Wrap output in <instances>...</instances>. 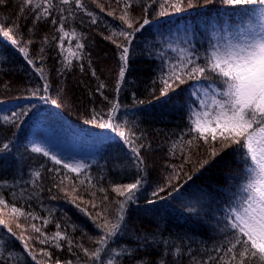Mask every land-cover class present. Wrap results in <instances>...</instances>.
I'll return each instance as SVG.
<instances>
[{
	"label": "trees",
	"instance_id": "1",
	"mask_svg": "<svg viewBox=\"0 0 264 264\" xmlns=\"http://www.w3.org/2000/svg\"><path fill=\"white\" fill-rule=\"evenodd\" d=\"M53 2L57 7L52 14L57 20L64 16L65 30L69 32L63 51L58 46L59 24H52L51 17L33 23L35 9L21 13L20 0L0 5V26L12 29L20 41L18 47L26 49L35 68H43L50 85L44 92L45 80L27 63L18 47L0 34V149L9 144L7 150H0V180L9 182L5 195L10 203L15 200L25 212L49 220L45 225L42 219H17L7 211L0 213V218L8 221L16 233L13 236L0 225V264H93L82 249L89 254L95 251L103 235L95 225L103 224L105 217L115 220L118 202L124 198L113 191V186L134 183L140 175L145 176L146 182L136 200L125 206L126 227L109 241L95 264L107 261L112 249L115 251L111 255L119 264H160L161 260L164 264H217L227 247L228 233L222 231L225 209L238 195L243 182L242 159L235 146L213 158L202 142L187 144L195 135H189V116L190 110L199 107L196 87L211 91V82L185 77V82L174 91L161 96L160 77L181 58L180 48L195 51L193 59L202 64L209 42L222 41L227 32L236 30V25L246 24L249 16L258 26L259 15L251 12L258 5H227L223 0L207 4L196 0L191 8L165 16L159 15V3L152 5L147 12L151 23L136 32L126 45L130 50L129 70L120 82L121 49L117 45L125 40L118 33L127 30L119 19L123 15V0L120 4L116 0H97L103 10L93 0H84L83 10L74 3ZM146 2L150 0H139L129 9L131 19L137 21L135 27L143 21ZM89 12L93 13L95 23ZM73 29L81 34L79 42L84 44L79 60L69 53V49L77 51V39L71 35ZM65 56L72 60L67 68ZM101 83L105 86L97 91ZM115 101L120 108L113 114V127H102L110 122L108 111ZM13 113L24 114L13 123L2 119ZM43 117L47 129H35L34 124ZM120 129L135 133L131 136L134 145L124 142L118 134ZM78 133L105 136L82 158L90 167L79 176L32 151L33 145H39L53 154L54 145H69L72 134L82 136ZM141 144L145 145L140 155L146 172L136 167L131 150ZM204 160L209 162L201 167ZM35 171H40L41 176L33 184ZM13 192L15 196L11 195ZM102 212L104 216L99 215ZM31 224L40 227L48 237L62 231L72 244L61 241L60 248L52 243L42 244L36 237L43 235L35 233ZM20 235L31 237L28 251L17 239ZM41 249L50 255L46 256ZM122 249L126 251L121 252ZM30 253L35 254V260ZM220 264H229L228 257Z\"/></svg>",
	"mask_w": 264,
	"mask_h": 264
},
{
	"label": "snow or ice",
	"instance_id": "2",
	"mask_svg": "<svg viewBox=\"0 0 264 264\" xmlns=\"http://www.w3.org/2000/svg\"><path fill=\"white\" fill-rule=\"evenodd\" d=\"M7 2L8 0H0V5H4ZM59 2L62 5L74 3L76 8L81 10L86 8L84 0H59ZM116 2L120 4L121 0H116ZM194 2L196 0H150V2H146L144 5L145 15L142 23H139V27H135L134 24L137 21L131 19L129 9L133 3H139V0H123V15L119 19L127 26V30L122 29L118 33L125 40V43L117 45L121 49V67L118 73L120 82L125 80L126 72L129 70L130 50L126 45L131 43L136 32H139L151 23L147 18L148 9L152 5L159 3L161 8L159 15L165 16L169 15L170 12H180L186 8H191ZM204 2L210 4L212 0H204ZM223 2L227 5L236 6L258 5L251 12L253 15H259L261 22L257 26L253 22L252 17L249 16L246 24L236 25V30L227 32L222 41L217 43L209 42L202 64L197 63L196 59H193V57H196L195 51H191L189 48H180L181 58L177 60V63L171 64L168 71L162 73L160 77L162 84L160 93L161 96H167L169 92L174 91L178 87V84L185 82V77L196 80L204 79L211 82V91L207 88L204 89L206 98L202 97L200 99L197 109L190 110L189 135L192 133H195V135L187 141V144L191 145L193 141H196L198 144L202 142L203 145L207 146L209 156L213 158L226 149L235 146V151L241 156L244 173L238 195L229 202L228 207L225 209L223 218L225 226L222 231L228 233L226 237L227 247L224 249L225 255L220 257L217 264H220V261H223L225 256L228 257L229 264H264V0H223ZM93 3H97V6L103 10V6L97 0H93ZM56 7L53 0H20L21 13H24L28 9H35L33 23L51 17L52 24H59L57 31L61 35L59 36L58 46L63 51L64 40L65 37L69 36V32L65 30L64 16L61 15L59 20H57L52 14V10ZM60 11L63 12L64 9L61 8ZM88 15L93 17V13L91 12ZM109 15H113V13L109 12ZM20 18L23 19L24 17L21 16ZM95 22L96 20L93 17L92 23ZM13 27H17V25H13ZM32 30L29 29V31ZM0 34L12 46H19L20 41L14 37L11 28L4 29L0 26ZM71 35L77 39V51L72 52L69 49V53L79 60L81 59L80 52L84 48V44L79 42L81 34L76 33L73 29ZM106 38L112 39V37ZM47 39V36H45L44 40L47 41ZM53 39H56V37H53ZM27 43L30 44L32 41H28ZM113 43H116V41L113 40ZM18 50L24 54L27 63L32 65L33 69L45 80L43 91L47 92L50 85L43 75V68H35L34 61L28 58L25 48L18 47ZM40 51L43 52V48ZM63 62L66 68L72 64V60L68 56L64 57ZM89 63L91 62L89 61ZM81 70H83V65H81ZM92 75H96L94 69L92 70ZM104 86L101 83L97 91H101ZM119 90L120 84L118 83L117 91ZM35 94L34 92L33 95ZM40 98L44 99L45 97L41 96ZM51 103L56 104L57 101L51 100ZM119 108L120 104L118 101L112 102V106L108 111L110 122L102 124V127H113L112 117ZM23 114L13 113L12 116H4L2 119L5 122L13 123ZM118 134L126 144L134 145V141L131 139V136L135 135L134 132H130V130L126 132L120 129ZM144 147L145 145L141 144L138 147L132 146L131 149L135 155L136 167L140 168L141 172H146V169L142 167L144 159L140 155V151ZM8 148L9 144H3V148L0 150H7ZM32 151L42 153L55 164L62 165L64 169H67L71 173H76L78 176L86 173V170L90 167L81 160L65 162L39 145H33ZM208 162V160H204L201 163V167ZM54 171L59 172V169H55ZM40 176L41 172L35 171L33 173L34 179L31 183L35 184L36 179ZM67 178V175H65L64 179ZM145 182V176L140 175L135 179L134 183L113 186V191L124 198L118 202L115 220L108 221L105 217L103 224L95 225L103 231V235L97 241L99 246L95 251L89 254L87 249H82L85 254L90 256L93 264L100 259L101 253L105 251L106 246L109 245V241L113 240L126 227L125 206L128 202L136 200V194L144 186ZM81 183H84V181L81 180ZM61 184H63V180H61ZM8 185L9 182L7 180H0V206H3L0 208V213L7 211L10 217L17 219L19 217L42 219L43 224L49 223L47 218L35 216L31 212H25L23 206L18 207L15 200L10 203L5 195V189ZM21 191L23 192V189ZM73 191H75L74 188ZM101 191H104V189H101ZM159 191H163V189ZM156 194L154 193L153 195ZM11 195L15 196V193L13 192ZM99 215L104 216V213L102 212ZM0 225L6 227L9 233L16 236V233L4 218H0ZM17 226L19 227V225ZM30 227L35 233L43 235L40 227H37L35 224H31ZM57 228H60L59 224H57ZM17 239L22 242L24 250L28 251V240L31 237L25 238L23 235H20ZM36 239L40 240L42 244L52 243L57 248L62 247L61 241H66L69 245L72 244V240L66 233L59 230L51 237L43 235V238H41L38 235ZM41 251L46 256L50 255L44 249H41ZM113 251L115 250H109L110 258L104 261L103 264H119L116 258L111 255ZM124 251L126 250H121V252ZM217 251L219 252L221 249H217ZM176 252L179 253L180 249L177 248ZM31 255L32 259L35 260V254ZM141 264H143L142 261ZM160 264H164V261L161 260Z\"/></svg>",
	"mask_w": 264,
	"mask_h": 264
},
{
	"label": "rangeland",
	"instance_id": "3",
	"mask_svg": "<svg viewBox=\"0 0 264 264\" xmlns=\"http://www.w3.org/2000/svg\"><path fill=\"white\" fill-rule=\"evenodd\" d=\"M183 40H186V35L183 33ZM204 89L202 86H197L196 91H195V96L199 99L206 98ZM45 119H38V121L34 124V128L39 130V129H47L45 127ZM44 124V125H43ZM59 133H61L59 131ZM82 135L80 133L77 134ZM76 134L71 135V144L69 145H62L61 146H55V149H53V154L56 155L57 157L63 159L65 162H70V161H76V160H82V158L87 155V152L90 150L93 151V149L98 145L103 142L105 139L104 135L101 134H88V135H82L80 137H75ZM50 139V137H49ZM85 140V142H84ZM51 147V144H48ZM57 147V148H56ZM65 147V148H63Z\"/></svg>",
	"mask_w": 264,
	"mask_h": 264
}]
</instances>
